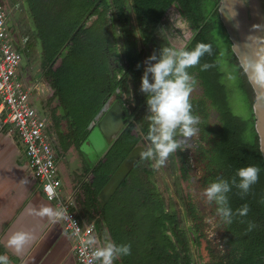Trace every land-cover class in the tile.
Segmentation results:
<instances>
[{
  "label": "flooded vegetation",
  "instance_id": "af4514ba",
  "mask_svg": "<svg viewBox=\"0 0 264 264\" xmlns=\"http://www.w3.org/2000/svg\"><path fill=\"white\" fill-rule=\"evenodd\" d=\"M14 1L18 4L17 9H21L24 18L28 20L24 11V0ZM42 2L47 5V13L54 16L65 9V12L58 15L62 21L71 18L83 6L92 2L83 19L87 21V25H91L93 35L96 36L97 42L93 49L106 52L110 58L115 79L106 81L99 104L87 127L97 125L114 102L119 101L122 105L119 113L123 123L122 130L134 123L133 130L139 135L138 141L132 147L136 148L135 162L103 205L98 198L100 206H104L109 215H117L113 224L115 228L120 225L122 232L120 234L121 232L108 229L105 234V231H97L102 246L109 241L115 244L117 241H123L124 244L128 241L137 242L135 252L142 253L145 264H264V246L247 243L237 234V221L232 219L231 224L225 223L217 212L216 203L209 202L204 195L205 189L212 182L218 179L227 180V177L219 167L223 147V115L214 104L206 78L198 66L188 69L196 81L190 96L192 113L198 118L195 125L198 130L196 135L181 150L170 155L162 167H154V160L141 156L142 151L151 147V142L135 122L141 105L146 104V94L140 91L145 61L153 54L159 57L160 50L165 46L191 51L196 34L193 24L179 4L172 1L162 12H156L153 5L144 6L143 13L139 15L134 9L133 0ZM120 3L122 7H116ZM113 19H122L123 25L115 24ZM57 63L58 60L55 64ZM132 67L133 72L129 70L126 81L132 84L133 77L135 80L139 79L137 92L131 87L125 91L121 90L120 85H113ZM142 96L140 106L136 107V100ZM48 108L51 112V107ZM149 115L147 109L146 119ZM62 116L66 130L68 122L63 112ZM49 117L52 123L51 115ZM55 139L59 145L57 132ZM156 169L163 180L166 197L152 177ZM163 213H167L166 220L162 218ZM155 216L157 219L153 220ZM122 217H127L128 221L124 222ZM163 221L174 227V230H164ZM164 233L169 236L167 240ZM114 264H123L121 257Z\"/></svg>",
  "mask_w": 264,
  "mask_h": 264
},
{
  "label": "trees",
  "instance_id": "16d2710c",
  "mask_svg": "<svg viewBox=\"0 0 264 264\" xmlns=\"http://www.w3.org/2000/svg\"><path fill=\"white\" fill-rule=\"evenodd\" d=\"M172 1L179 4L196 30L190 50H193L199 43L211 46V54L206 53L197 66L205 76L210 95L224 119L223 147L220 152L219 167L230 184L233 177L239 183L237 176L239 168L249 165L260 168L259 180L251 186L246 195H242L239 188L232 186L227 196L233 212V220L238 224L237 234L249 244L257 243L264 246V160L258 147L251 113L253 94L237 57L231 49V40L219 16L218 0H133L134 9L139 15L143 13L144 6L153 5L156 12H162ZM91 5L92 2L86 4L74 16L62 21L61 16L47 13V5L43 4L42 0H24L29 28L25 32L27 41L22 52L25 58L26 52L30 49L36 51L39 68L51 89L46 104L51 107V103H54V107H51V119L59 136L61 147L72 145L78 149L89 131L88 122L99 104L106 81L115 79L110 58L107 57L106 52H97L93 49V45L97 42L96 36L93 35L91 25H87V21L83 19ZM116 7L121 8L122 3L117 4ZM113 22L123 25L122 19L119 21L113 19ZM213 24H216L221 31L222 46L227 59L233 66L234 77L236 76L242 97L245 98L236 107L233 103V94L229 91L233 84L226 80L225 66L219 58L220 47L210 38ZM57 60L58 63L55 64ZM205 64L209 65L207 69L203 67ZM129 70L133 72V67L127 69L120 81H115L113 85H120L121 90L125 91L131 87L134 92H137L139 79L135 80L133 77L132 84L126 81ZM142 99L143 96L136 100V107L140 106ZM58 108L62 110L67 119L66 130L61 128ZM146 113L147 104L141 105L135 122L147 138L150 121L146 119ZM133 128L135 124L131 123L122 130L104 158L87 169V171L90 170V176L80 184L76 198L78 215L87 220L93 218L95 227L100 233L108 229L121 232L120 225L115 228L113 224L117 215H109L106 208L100 206L98 192L138 141L139 135ZM245 205L249 210L247 215L241 216L239 210ZM97 213H100L101 217L97 218ZM122 218L124 222L128 221L127 217ZM162 218L166 220L167 213H163ZM156 219V216L153 217V220ZM250 223L255 225L251 230H249ZM163 229L173 231L174 227L164 223ZM164 237L167 240L169 236L164 233ZM140 240L142 242V239ZM116 244L124 245V242L118 243L117 241ZM127 245L131 246V252L129 255L120 256L123 264H145L142 261V253L135 252L137 242L128 241ZM2 252L0 249V255Z\"/></svg>",
  "mask_w": 264,
  "mask_h": 264
},
{
  "label": "clouds",
  "instance_id": "9594fccd",
  "mask_svg": "<svg viewBox=\"0 0 264 264\" xmlns=\"http://www.w3.org/2000/svg\"><path fill=\"white\" fill-rule=\"evenodd\" d=\"M206 53L211 54V46L204 43L197 44L191 51L165 46L160 50L159 57L153 54L145 61L140 91L146 94L147 109L150 113L147 139L151 142V147L142 151L141 156L147 160H154V167L164 166L169 156L181 150L198 131L195 127L198 118L193 115L190 102L196 81L188 69L197 66ZM203 67L207 69L209 65L205 64ZM250 72L256 83L264 84V55L251 62ZM259 174L258 166L241 167L237 170L239 183L235 177L231 184L228 180L218 179L205 189L204 195L209 202L216 203L217 212L225 223L231 224L233 219L227 196L232 186H236L242 195H246L251 186L259 180ZM46 191L51 194L53 189L49 186ZM248 210L245 205L239 210V215H247ZM38 214L53 221L71 218L67 209L63 207H42ZM253 227L255 225L250 223L249 230ZM33 240L31 233L17 231L9 237L7 245L16 253H21ZM89 243L95 245L98 241L92 239ZM130 252V245H117L109 241L92 252L89 264H93L94 261H99L100 264H114L117 258L129 255ZM0 264H9L8 257L0 255Z\"/></svg>",
  "mask_w": 264,
  "mask_h": 264
},
{
  "label": "crops",
  "instance_id": "0c3cea01",
  "mask_svg": "<svg viewBox=\"0 0 264 264\" xmlns=\"http://www.w3.org/2000/svg\"><path fill=\"white\" fill-rule=\"evenodd\" d=\"M7 6L10 8L9 4ZM17 7L18 4L14 1L13 9L18 10ZM10 19L8 17L7 21L12 28ZM20 67L25 71L23 78L19 75L23 82L40 81L39 86L43 88V81L31 78V74L28 78L24 57ZM46 86L48 92L50 88L47 82ZM43 94L45 95L40 91L38 93L34 91L31 95L32 103L40 112L50 116L49 105L46 104L50 93L47 97ZM56 147L60 155L58 174L62 182V192L65 194L74 187L80 188V184L90 174V170L87 169L92 164L84 157L83 152L72 145L61 147L60 143ZM42 207L54 208V204L31 179L18 136L7 127L0 129V249L3 251L1 255L8 257L9 264H77L70 251L71 238L68 232L60 222L40 216L38 213ZM99 216L100 213H97V218ZM17 231H27L34 237L32 243L21 253H16L7 245L9 237Z\"/></svg>",
  "mask_w": 264,
  "mask_h": 264
},
{
  "label": "built area",
  "instance_id": "2783aa9c",
  "mask_svg": "<svg viewBox=\"0 0 264 264\" xmlns=\"http://www.w3.org/2000/svg\"><path fill=\"white\" fill-rule=\"evenodd\" d=\"M9 7L0 0V129L7 127L18 136L25 157L28 173L54 208L67 209L70 219L60 222L71 238L70 251L77 264H89L92 252L102 246L95 221L78 215L77 195L79 186L68 193L62 192V182L58 174L60 159L55 139L56 130L47 113L40 112L32 103L31 95L41 92L40 81L25 83L19 76L18 67L23 59L24 34L18 41L8 24ZM90 176L87 175L85 180ZM51 186L50 194L46 189ZM51 195V198H50ZM97 217V214H96ZM97 244L92 245L90 240ZM93 264H100L94 261Z\"/></svg>",
  "mask_w": 264,
  "mask_h": 264
},
{
  "label": "water",
  "instance_id": "95a60500",
  "mask_svg": "<svg viewBox=\"0 0 264 264\" xmlns=\"http://www.w3.org/2000/svg\"><path fill=\"white\" fill-rule=\"evenodd\" d=\"M217 6L221 22L231 40V49L253 94L251 113L258 147L264 160V84L256 83L250 72L251 62L264 55V0H218ZM121 111V103L115 101L97 125L89 126V132L79 145L78 149L86 155L93 166L102 159L121 133L123 124L119 117ZM136 157L134 147L112 172L98 192L101 205L123 180Z\"/></svg>",
  "mask_w": 264,
  "mask_h": 264
},
{
  "label": "rangeland",
  "instance_id": "374dc122",
  "mask_svg": "<svg viewBox=\"0 0 264 264\" xmlns=\"http://www.w3.org/2000/svg\"><path fill=\"white\" fill-rule=\"evenodd\" d=\"M5 1H6V4L10 5L9 18H11L10 22L12 24V29L15 32V36H16L17 40L21 41V43H22L21 38L25 34V32L28 31V28H29L28 20L24 18V13L21 12V9L20 10H14L13 9L14 0H11V1L10 0H5ZM62 12H65V9L62 10L61 12H59L58 15H61ZM210 38L215 43H217V45L220 47L219 58L222 60L223 65L225 66L226 80L229 83L232 82V84H233V86L231 85L229 91L233 94L232 96H233L234 106L235 107L239 106L244 101L245 98L242 97L241 91H240V89L238 87L236 76L234 77L235 73H234L233 66L229 62V60L227 59L226 52H225V50H224V48L222 46L221 31H220L219 27L216 24H213L212 27H211ZM25 43L26 42L23 41V45H25ZM26 53L27 54L25 56V68H26V70H28V73H29L28 74V78H29V75L31 74L30 75L31 78L34 77V79H36V80L43 81L44 82L43 83L44 84L43 85L44 90L41 87V90H42L41 92L45 93V95L43 94L44 97H47L48 93H51V90L49 89L48 92H47L46 80H45V78H43L44 77L43 72L39 68L36 51H35V49H30L29 52H26ZM18 70H19L20 76L23 78L25 76V71L20 66L18 67ZM40 76H42V77H40ZM28 78H26V79L28 80ZM26 79H25V81H26ZM51 107H54V103L53 102L51 103ZM57 113L60 115L61 124H62L63 128L65 129L66 128V126H65L66 124L63 121V116H62V112H61L60 108L57 109ZM62 163H64V162H62ZM62 166H63V164H62ZM152 177L156 181V183L158 184L159 189L161 190V192L166 197V192H165L164 186H163V180H162L161 176L159 175V172L157 171V169H156V171H154Z\"/></svg>",
  "mask_w": 264,
  "mask_h": 264
},
{
  "label": "bare ground",
  "instance_id": "6f19581e",
  "mask_svg": "<svg viewBox=\"0 0 264 264\" xmlns=\"http://www.w3.org/2000/svg\"><path fill=\"white\" fill-rule=\"evenodd\" d=\"M103 194H105V193H103Z\"/></svg>",
  "mask_w": 264,
  "mask_h": 264
}]
</instances>
